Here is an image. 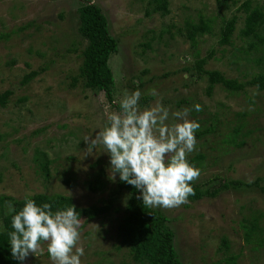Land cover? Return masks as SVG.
<instances>
[{"label":"rangeland","instance_id":"obj_1","mask_svg":"<svg viewBox=\"0 0 264 264\" xmlns=\"http://www.w3.org/2000/svg\"><path fill=\"white\" fill-rule=\"evenodd\" d=\"M84 1L101 8L118 40L119 50L110 60L114 104L104 93L87 89L78 76L87 44L78 31L77 9ZM166 1L169 13L163 16L153 12L154 0H0V93H13L8 106L0 108V196L61 194L79 207L110 201L111 210L104 215L82 219V264H136L127 250L116 248L130 195L119 187L118 175L115 181L109 178V157L102 148L88 155L84 143L104 125L107 113L120 111L124 90L141 92V110L159 100L169 110V124L180 122L171 113L201 105L202 111L193 109L187 119L214 130L197 138L187 156L201 171L192 188L210 186L213 180L218 186L264 178V91L248 87L230 94L217 86L208 95L207 77L189 78L184 71L194 66L196 50L182 33L187 22L214 19L216 35L202 37L199 44L202 57L216 52L206 69L247 82L264 71V42L241 35L246 14L238 8L250 1L251 8L264 11V0H231L223 13L217 0ZM234 14L239 17L234 44L223 48L219 27ZM260 36L264 39V29ZM252 40L256 46L249 53L237 50H247ZM33 72L40 74L23 83ZM151 89L158 95H150ZM233 138L243 145H234ZM199 156L203 159L194 161ZM96 181L101 188L88 189ZM263 189L261 181L177 208H155L169 219L182 264H264ZM23 264H51L46 246Z\"/></svg>","mask_w":264,"mask_h":264},{"label":"clouds","instance_id":"obj_2","mask_svg":"<svg viewBox=\"0 0 264 264\" xmlns=\"http://www.w3.org/2000/svg\"><path fill=\"white\" fill-rule=\"evenodd\" d=\"M149 94L157 96L155 89ZM139 90H124L119 100V112L106 114L104 125L84 143L86 153L102 148L109 157V178L134 187L143 206L173 209L188 203L194 194L191 183L200 177L199 168L187 159L197 144L195 133L200 125L187 119L194 109L183 108L171 113L176 123L169 124V110L157 100L153 106L141 110ZM249 110H252L251 108ZM29 193L23 207L16 211L6 203L11 216L8 233L11 256L19 262L36 255L46 246L51 264H82L84 248L81 246L82 219L74 205L53 211L51 203L37 205Z\"/></svg>","mask_w":264,"mask_h":264},{"label":"trees","instance_id":"obj_3","mask_svg":"<svg viewBox=\"0 0 264 264\" xmlns=\"http://www.w3.org/2000/svg\"><path fill=\"white\" fill-rule=\"evenodd\" d=\"M229 1L231 0H217V8L221 13L230 9ZM154 2L156 3L153 9L154 13H160L163 16L169 13L166 0H154ZM80 4L81 6L77 9L79 17L78 31L87 44L81 53L82 64L79 67L78 76L83 80L87 89L95 93H104L109 103L114 104L116 81L110 60L119 50L118 40L111 35L108 20L97 4L85 1ZM241 11H245L244 13L246 14L241 35L244 38L256 39L258 43L264 42V39L260 36L261 31L264 29V11L261 8H251L250 1L244 2L238 8V12ZM213 21L215 20L202 17L199 23L187 22L185 32L181 31L190 41L193 49L196 50L193 56L194 66L184 69L189 78L207 77L209 85L206 92L208 95H212L217 86L223 87L230 94L244 92L248 87H256L259 91H264V71L247 82H241L227 77L219 70L206 69V65L209 60L214 58L216 52L212 49L205 57H202L199 44L202 37L216 35L215 27L213 29L212 25L214 24ZM238 21L239 17L237 14H234L228 20H222L218 31L219 46L223 48L233 46ZM255 46L256 43L252 40L247 50L241 48H237V50L249 53ZM262 68L264 70V64ZM39 74L40 72L31 73L25 77L23 83H27ZM12 94L10 90L0 93V108L8 106ZM212 130H214L212 127L207 129L199 127L195 133L196 139L203 137V135L208 134ZM235 132L238 135L240 131L237 129ZM232 140V143L238 147L243 145L242 141L237 142V138ZM201 159L203 157L199 156L194 161ZM42 168L49 175L47 165ZM216 181H211L210 186L193 187L194 194L190 195L188 200L196 202L204 198H216L218 193L231 188H252L255 185H259L261 181L264 182V178H257L256 181L250 183L241 180L220 182L221 179L219 178L220 184L218 186L215 185ZM118 185L122 190L128 191L130 198L125 208L124 217L117 228L119 244L116 248L119 251L123 248L127 250L129 257L136 264H182L174 245V233L166 224L169 219L158 209L144 207L142 200L137 199L140 193L134 187L120 180ZM100 188L99 181L88 185V189L92 191H97ZM29 198L34 199L38 206L43 203H51L53 211L64 209L72 204L75 206L80 218H86V222L94 220L111 210L110 201H107V204L102 206L79 207L73 198L61 194L38 193ZM24 199L0 196V264H21V262L14 260L11 256L8 233L13 230L11 228V216L15 213H8L6 203L11 202L16 211H19L23 207Z\"/></svg>","mask_w":264,"mask_h":264}]
</instances>
